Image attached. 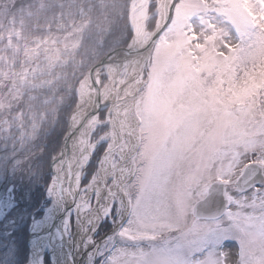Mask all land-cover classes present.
Returning a JSON list of instances; mask_svg holds the SVG:
<instances>
[{
    "label": "snow or ice",
    "instance_id": "obj_1",
    "mask_svg": "<svg viewBox=\"0 0 264 264\" xmlns=\"http://www.w3.org/2000/svg\"><path fill=\"white\" fill-rule=\"evenodd\" d=\"M20 173L31 264H264V0H0Z\"/></svg>",
    "mask_w": 264,
    "mask_h": 264
},
{
    "label": "trees",
    "instance_id": "obj_2",
    "mask_svg": "<svg viewBox=\"0 0 264 264\" xmlns=\"http://www.w3.org/2000/svg\"><path fill=\"white\" fill-rule=\"evenodd\" d=\"M58 139V138H57ZM51 145H49V148ZM43 159L41 156L37 159H33L32 164L35 166ZM50 172V170H48ZM18 177H11L5 176L4 179L0 181V189L4 191L8 186H13L15 191V198L17 200V208L20 213L23 212L31 213L35 209L44 194V183H35L33 186H29V182L25 180L21 181L20 187L18 186ZM48 176L45 175L44 180L46 181ZM31 188L30 193H28L26 188ZM12 212V211H11ZM10 212V213H11ZM12 217L19 216L15 215L14 213L11 214ZM28 223V222H27ZM27 223H19L17 224V228L13 231L9 229V227H4V230H1V226H3V222L0 221V243L6 244L8 247L0 251V264L2 260L6 257L10 256L8 264H25L26 260L28 259V247H27V239H28V232H27ZM11 233L9 235L8 233ZM8 249V250H7ZM13 252V253H12Z\"/></svg>",
    "mask_w": 264,
    "mask_h": 264
},
{
    "label": "rangeland",
    "instance_id": "obj_3",
    "mask_svg": "<svg viewBox=\"0 0 264 264\" xmlns=\"http://www.w3.org/2000/svg\"><path fill=\"white\" fill-rule=\"evenodd\" d=\"M37 158H39V155L38 156H36L34 159H37ZM33 161V160H32ZM50 170V169H49ZM51 171V170H50ZM17 177L19 178L18 179V186L20 187V185H21V181H23V180H25L26 179V181H28L29 182V186H30V181H29V177L26 175V174H24V173H20V174H18L17 175ZM1 181V180H0ZM34 184H31V186H33ZM8 187H13V186H8ZM7 187V188H8ZM26 188H27V191H28V193H30V191L32 190L31 188H28L27 187V182H26ZM31 189V190H30ZM4 195H6L5 194V189H4V191H2L1 189H0V197H2V196H4ZM17 201V200H16ZM4 203L7 205V200H5L4 201ZM49 203V201H48V198H47V196H46V194H45V190H44V194H43V197H42V199L40 200V202H39V204H38V206L35 208V211H36V216H37V218H39L41 215H43V213H44V205H46V204H48ZM18 204V203H17ZM33 210V209H32ZM14 213V216L15 215H19V216H15V217H12L11 216V214H13ZM27 214H29V213H27V212H23V214L22 213H20V211L18 210V208L16 207V208H14V209H12V212L10 213H8L3 219H0V221H2L4 224H3V226H1V230H4V227L6 226V227H9V229H11V230H15L16 228H17V224H19L20 222L21 223H27V232H28V239H27V244H28V241H29V231H28V229H29V224H30V221L27 219V218H17V217H26L27 216ZM12 218H17V219H15V223L14 224H9V223H7V221L9 220V219H12ZM99 233H100V230L98 229V232H97V234L99 235ZM8 246L6 245V244H2V243H0V251H2L3 249H5V248H7ZM8 250V249H7ZM13 253V252H12ZM10 257H11V255L10 256H8V257H6L5 259H3L2 260V263L1 264H8V261H9V259H10ZM28 259H29V253H28ZM28 259L26 260V262H25V264H27L28 263ZM44 262H45V264H49V261H48V259H47V255L45 254V257H44Z\"/></svg>",
    "mask_w": 264,
    "mask_h": 264
},
{
    "label": "bare ground",
    "instance_id": "obj_4",
    "mask_svg": "<svg viewBox=\"0 0 264 264\" xmlns=\"http://www.w3.org/2000/svg\"><path fill=\"white\" fill-rule=\"evenodd\" d=\"M49 211H51V210H49ZM47 219H48V221H50V217H47ZM81 259H83V257H81ZM28 264H31V260L28 262Z\"/></svg>",
    "mask_w": 264,
    "mask_h": 264
},
{
    "label": "water",
    "instance_id": "obj_5",
    "mask_svg": "<svg viewBox=\"0 0 264 264\" xmlns=\"http://www.w3.org/2000/svg\"><path fill=\"white\" fill-rule=\"evenodd\" d=\"M50 221H51V217H50ZM50 221H49V222H50ZM28 249H29V243H28ZM47 256H48V255H47ZM48 258H49V256H48Z\"/></svg>",
    "mask_w": 264,
    "mask_h": 264
}]
</instances>
